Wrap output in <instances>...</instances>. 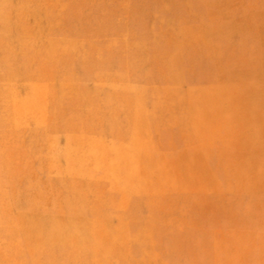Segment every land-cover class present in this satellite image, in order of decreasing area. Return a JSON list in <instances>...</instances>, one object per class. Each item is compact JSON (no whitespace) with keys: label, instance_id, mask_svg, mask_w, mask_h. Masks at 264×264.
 <instances>
[{"label":"rangeland","instance_id":"obj_1","mask_svg":"<svg viewBox=\"0 0 264 264\" xmlns=\"http://www.w3.org/2000/svg\"><path fill=\"white\" fill-rule=\"evenodd\" d=\"M262 65L264 0H0V264H264Z\"/></svg>","mask_w":264,"mask_h":264},{"label":"clouds","instance_id":"obj_2","mask_svg":"<svg viewBox=\"0 0 264 264\" xmlns=\"http://www.w3.org/2000/svg\"><path fill=\"white\" fill-rule=\"evenodd\" d=\"M6 119L7 118L5 117V120ZM52 147L58 149L57 144H53ZM61 151H63L66 157H70L71 153L74 150L71 148V145H66L64 146V149L62 150L58 149V151L55 154H53L52 158L57 159ZM9 187H10L9 180L7 178V173H5V177L2 181V187H0V195H2L3 197V206H4L5 211H7L9 207V203H10L9 202V195H10ZM31 187L32 185L30 183L29 188ZM36 203L38 205H41L40 201H36ZM45 211H47V209H45ZM4 229H5V232H4L3 244H4L5 253L7 254L9 250H13L14 252L19 251L14 248L15 241L9 239L12 233L7 223L4 224ZM61 231L62 229L60 228V226L53 224V226L49 229L46 235L43 233L40 234V242L38 243L36 247L26 249V251L32 257V264H54V253H52L51 249H53L58 243L60 244L61 247H63L65 243L69 242L68 240H63V239L58 240L57 239L58 233H60ZM45 254H48L51 258L48 260H45L44 259ZM17 264H27V262L21 261V262H17Z\"/></svg>","mask_w":264,"mask_h":264},{"label":"bare ground","instance_id":"obj_3","mask_svg":"<svg viewBox=\"0 0 264 264\" xmlns=\"http://www.w3.org/2000/svg\"><path fill=\"white\" fill-rule=\"evenodd\" d=\"M263 48V47H262ZM261 73L264 75V65H262V67H261ZM69 76H71V74L69 75ZM71 79V78H70ZM93 79V78H92ZM127 79V78H126ZM113 81V80H112ZM41 229V228H40ZM43 229V228H42ZM66 229V228H65ZM44 230V229H43ZM40 231H42V230H40ZM37 232V231H36ZM42 233V232H41ZM40 233V234H41ZM79 234V233H78ZM80 235H81V233H80ZM84 235V234H83ZM77 237V236H76ZM40 238V237H39ZM78 239H80V238H78ZM77 238H76V240H78ZM38 241H40V240H38ZM85 241V240H84ZM37 242V241H36ZM76 242V241H75ZM84 244H85V242H84ZM90 245H92V244H90ZM84 247V246H83ZM54 249V248H53ZM85 249V248H84ZM54 252V251H53ZM55 254V253H54ZM55 256V255H54ZM50 257V256H49ZM47 259V258H46ZM83 259H86V258H83ZM56 263V262H55Z\"/></svg>","mask_w":264,"mask_h":264}]
</instances>
